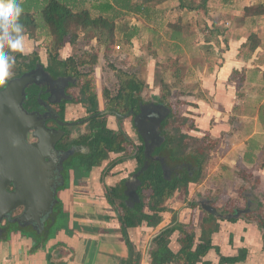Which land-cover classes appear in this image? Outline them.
<instances>
[{
	"label": "crops",
	"instance_id": "obj_1",
	"mask_svg": "<svg viewBox=\"0 0 264 264\" xmlns=\"http://www.w3.org/2000/svg\"><path fill=\"white\" fill-rule=\"evenodd\" d=\"M259 3L264 0H248L244 6ZM235 8L225 14L221 11L225 6L220 5L214 13L217 26L214 23L212 28L213 32L220 30V42L217 46L206 43L216 49L218 64H205L201 76L192 75L202 94L188 96L193 100L188 99L190 104L183 109L189 123L185 132L198 139L207 137L215 144L203 159L202 180L189 183L188 194L175 191L166 200L157 226L143 223L124 229L106 188L123 182L125 204L134 206L136 201L125 193L138 163L129 151L111 152L89 172L70 173L65 188L57 192V209L52 211L55 216L49 224L44 222L32 230L7 226L0 232V264H152V240L173 223L174 217L182 224L193 223L197 243L204 228L217 226L210 235L212 248L197 264H264L263 230L257 220L244 216L250 211L234 221L225 213L214 216L213 223L203 224L206 211L201 207L208 200L217 210L227 206L234 211L257 208L258 203L264 207V16L248 21L243 9ZM228 18L231 27L226 28L222 22ZM251 33L258 38L254 48L248 42ZM222 45L223 50L217 52ZM122 130L138 144L128 128ZM134 162L137 166L132 168ZM136 185L129 190L137 192ZM179 237L177 230L171 236L173 252L180 248ZM240 250L245 252L242 260L220 263V256L235 257Z\"/></svg>",
	"mask_w": 264,
	"mask_h": 264
},
{
	"label": "trees",
	"instance_id": "obj_2",
	"mask_svg": "<svg viewBox=\"0 0 264 264\" xmlns=\"http://www.w3.org/2000/svg\"><path fill=\"white\" fill-rule=\"evenodd\" d=\"M150 1L152 0H20L24 9L20 18V22L24 25V35L28 39L36 37L40 25L38 19L42 23L41 25L49 31L47 34L49 41L45 46L47 61L46 64L40 61L36 51L13 53L15 65L12 74L0 83V88H3L9 80L21 76L39 64L55 76L63 75L69 77L71 81H76L79 88L77 101L83 103L90 114H94L89 118L91 128L94 130L92 129L89 135L82 137V141L88 140L92 153L81 160V165L74 166V174H79L81 170L89 172L93 167L101 165L102 161L106 160L111 152H125L128 154L129 151V154L135 157L139 166H143L145 160L143 146H135L132 140L122 131H114L106 126L105 114L101 113L99 108L94 70L98 61L99 49L97 48L103 47L108 60L107 64H109L116 78L112 90L109 87L102 90V98L106 109H112L123 115L121 109L128 111L136 106L141 97L143 84L131 72L115 65L116 56L114 57L113 47L117 42L130 44L138 34L139 28L131 26L119 38L117 36L116 21L127 14L144 20L151 18L149 6L147 5ZM178 2L179 7L187 11L199 8L207 10L205 1H202L199 5H193L187 0H178ZM92 10L95 11V14L92 13ZM243 12L248 21L263 17L264 3L244 6ZM182 33L178 29H172L169 33V39L177 49L181 42H186V38L183 37ZM211 33L218 36L221 32L216 28L215 32L212 31ZM207 41H210V39L208 38ZM249 41L251 42V48H254L258 42L257 35L251 33L248 37ZM66 42L77 50L66 58H61L60 50ZM117 46L120 49V45L117 44ZM117 57L119 60L126 58L125 54L122 53ZM174 62H177V59ZM173 76H183V73L174 74ZM164 85L167 86V84ZM35 86L37 85L26 88L24 99L34 95L37 88ZM132 110L130 109V111ZM184 121H187V118ZM168 123L170 121H166L165 125ZM214 147V142L210 143L207 137L194 138L187 134L185 130L179 128L174 134L169 135L164 144L155 152L164 150L170 161L181 160L185 157L188 159L191 156L194 164L202 167L207 151ZM188 160L190 161V159ZM67 178L69 179V175ZM202 178L201 171H197L193 177L183 174L182 178L174 177L170 180L168 176L164 175L159 163L150 161L147 169H144L139 176L140 185L137 188L139 201L134 206L125 204V195L121 189L122 182L116 186L106 188V195L109 202L118 208L119 219L124 229L139 226L143 223L148 226H157L163 219L162 213L166 210V200L175 191H183L188 194L189 183H199ZM189 205L194 207L196 203L190 202ZM249 211V213H244V216L259 222V226L263 230L264 246V207L258 203L257 208L249 209ZM218 212L223 214L221 210H218ZM230 213H234V209L226 214ZM229 219L234 221L236 218L231 217ZM215 220L216 217L204 212L203 224L213 223ZM216 227L213 224L209 228H204L197 243L193 223L182 224L177 222L174 217L173 223L152 240V246L149 249L152 264H197L201 262L202 257L212 248L210 235ZM176 230L180 235L178 240L180 248L177 252H173L169 247V243ZM244 256V250H240L235 257L220 256V263H235L242 260ZM202 264L210 263L202 262Z\"/></svg>",
	"mask_w": 264,
	"mask_h": 264
},
{
	"label": "rangeland",
	"instance_id": "obj_3",
	"mask_svg": "<svg viewBox=\"0 0 264 264\" xmlns=\"http://www.w3.org/2000/svg\"><path fill=\"white\" fill-rule=\"evenodd\" d=\"M187 1L193 5H199L202 1H205L207 10H203L202 8L193 11L184 10L179 7L178 0H152L147 3L151 18L144 20L140 17L127 14L116 21L117 36L119 38L131 26H137L139 32L130 44L117 42L114 45L115 65L131 72L137 80L142 82L141 96L143 100L148 102L156 100L171 109L173 113L169 118L170 123L167 124L168 133L171 134H174L179 128L188 131L186 128L189 123L184 121L186 113L183 109L185 105L190 104L187 102L188 99L189 101L193 100L192 98H188V96L194 95L198 98L202 94L199 82L196 78H192V75L195 76L197 74L196 76H201V70L205 64L211 67L214 64H218V56L215 54L216 49H214L213 44L217 46L216 42L220 40V37L211 33L213 31V24L217 18L214 13L219 11L220 5L225 6V9H221V11H225V14H227L232 13L230 9L234 10L235 7L237 11L243 9L244 5L248 2V0ZM209 2L212 5H209ZM233 5L235 6L233 7ZM92 13L95 14V11L92 10ZM230 19H225L222 25L226 28L231 27ZM38 22L40 25L34 39H28L24 35L23 53L36 51L40 61L46 64L45 46L49 41L47 35L49 31L45 26L41 25L42 23L39 19ZM215 26H217L216 23ZM172 29L181 30L183 37L186 38V42H181L178 49L173 46L169 39V33ZM208 38L213 43L212 45H210L211 43H206L208 42ZM117 44L120 45V49L116 47ZM222 48H224V45L221 46V49L218 48L217 52L223 50ZM97 49H99L98 61L94 72L99 108L102 109L104 103L102 90L105 87H109L112 90L115 86L114 82L116 78L109 64H107L108 60L106 59L104 48L98 47ZM210 49L212 52H210ZM76 50L66 42L60 50V57L66 58L75 53ZM120 53L125 54L126 58L124 60L118 59L117 55ZM176 59L177 62H174ZM197 69L200 71H197ZM178 73H183V76H173ZM162 83L167 84V86H163ZM74 92L77 93L76 91ZM70 109H73L72 117H82L85 114L84 109L80 108L79 105H71ZM105 120L110 128H128L132 138L137 140L136 142H140L129 118L122 120L117 119L114 115H108L105 117ZM80 128H83V126H80ZM188 159H190V162H193L191 156ZM135 165L137 166V163L133 164L132 168ZM83 172L81 170L79 174ZM213 180V178H210V181ZM220 210L221 213L225 214L232 212V207L227 206V208ZM62 216H64V213L59 216V219H62Z\"/></svg>",
	"mask_w": 264,
	"mask_h": 264
},
{
	"label": "water",
	"instance_id": "obj_4",
	"mask_svg": "<svg viewBox=\"0 0 264 264\" xmlns=\"http://www.w3.org/2000/svg\"><path fill=\"white\" fill-rule=\"evenodd\" d=\"M41 72L43 67L39 64L35 69L9 80L0 89V232L8 226H2L4 220L16 223L21 228L29 224L34 229L41 228L53 211L57 188L64 184L59 174L58 183H55L54 164L45 161L46 156L54 149L59 134L47 130L45 119L40 113L28 112L23 107L25 88L37 84L36 76ZM159 105L166 109L163 103ZM101 113H113L118 118L126 117L114 110ZM166 115L161 117L157 126L160 127ZM30 131L38 139L36 143L27 141ZM149 146L145 143V153ZM147 167L145 162L131 177L136 180V188L140 185V174ZM164 167L163 165L162 168ZM10 186L12 190L8 189ZM125 194L136 202L139 201L136 189ZM19 207H23L22 212L11 218L13 211ZM201 207L213 216H222L210 200L202 202ZM246 212H249V208L235 209L226 218H237Z\"/></svg>",
	"mask_w": 264,
	"mask_h": 264
},
{
	"label": "flooded vegetation",
	"instance_id": "obj_5",
	"mask_svg": "<svg viewBox=\"0 0 264 264\" xmlns=\"http://www.w3.org/2000/svg\"><path fill=\"white\" fill-rule=\"evenodd\" d=\"M36 80L37 84H32L37 85L35 86L37 88L34 91V95L30 98L23 99V107L28 112L40 113L45 119L44 125L47 130L53 132V134H59V137L55 141L54 149L51 150L45 158L47 163L54 164L55 183H58V174L64 180V184L57 188L58 192L60 189L65 188L64 185L66 184V181H68V175L70 176L71 172L74 173V166L81 165V160L92 153L88 140L82 141V137L89 135L92 131L93 128H91L89 118L94 114H90L83 103L77 101L79 88L76 81H71L69 77L63 75L55 76L48 72L44 67L43 72L36 76ZM159 104L160 102L156 100L150 102L145 101L141 96L137 101L136 106L130 108L133 109L132 111H130V109L128 111L121 109L123 111V116L126 115V117L120 119H130L131 125L136 130L135 133L140 140L138 144L133 143L135 146H143V152L145 153V143L150 145L148 151L145 153L143 164L145 162L149 164L150 161H153L159 163L161 168L164 165L165 167L164 169L162 168V170L163 172L165 171L164 175L168 176L170 180L174 177L182 178L183 174L193 177L197 171L201 170V167L198 166V164L190 162L186 157L181 160L170 161L164 150L155 152L156 149H159L164 144L167 137L172 135L171 133H168L165 122L169 121V117L173 112L165 104L166 109ZM71 105H79L80 108H83L85 112V114H83L84 116L72 117L73 109H70ZM110 110L112 109H106L104 103L103 108L100 109L101 112ZM108 115L115 116L113 113H106L104 117ZM165 115L166 117L161 121L160 127L157 126L158 121ZM80 126H83V128H80ZM106 126L108 127L107 123ZM120 131L126 134L122 129ZM32 133L33 131L28 133L27 141L29 143H36L38 139L34 137ZM126 136L130 138L127 134ZM139 169H141V166L138 164L134 172L136 173ZM130 179L131 178H129V182H127L128 192H130L129 189L136 184L135 179ZM8 189L12 190V187L10 186ZM57 192L55 196L56 202L58 201ZM133 199L134 198L131 200L133 201ZM55 205L56 203L54 204L53 211L55 208L57 209ZM252 208L253 206H249V209ZM22 209L23 207H19L14 210L11 214V218L19 215L22 212ZM51 214L44 220L46 224H49L53 216H55L53 213ZM6 225L11 228L17 226L16 223H7V221L4 220L2 226L4 227ZM24 228L32 230L33 227L29 224Z\"/></svg>",
	"mask_w": 264,
	"mask_h": 264
},
{
	"label": "clouds",
	"instance_id": "obj_6",
	"mask_svg": "<svg viewBox=\"0 0 264 264\" xmlns=\"http://www.w3.org/2000/svg\"><path fill=\"white\" fill-rule=\"evenodd\" d=\"M23 11L20 0H0V83L12 74V54L24 50V25L20 22Z\"/></svg>",
	"mask_w": 264,
	"mask_h": 264
},
{
	"label": "built area",
	"instance_id": "obj_7",
	"mask_svg": "<svg viewBox=\"0 0 264 264\" xmlns=\"http://www.w3.org/2000/svg\"><path fill=\"white\" fill-rule=\"evenodd\" d=\"M117 48H119V46H116Z\"/></svg>",
	"mask_w": 264,
	"mask_h": 264
}]
</instances>
